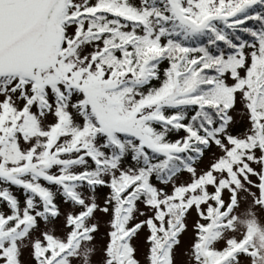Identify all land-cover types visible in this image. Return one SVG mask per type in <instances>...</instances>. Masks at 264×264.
Wrapping results in <instances>:
<instances>
[{"label":"snow or ice","instance_id":"snow-or-ice-1","mask_svg":"<svg viewBox=\"0 0 264 264\" xmlns=\"http://www.w3.org/2000/svg\"><path fill=\"white\" fill-rule=\"evenodd\" d=\"M0 264H264V0H0Z\"/></svg>","mask_w":264,"mask_h":264}]
</instances>
